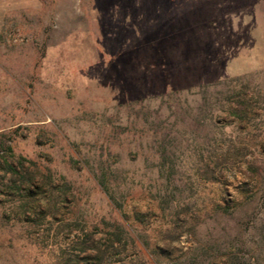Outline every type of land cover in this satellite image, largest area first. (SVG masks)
Here are the masks:
<instances>
[{
  "label": "rangeland",
  "instance_id": "obj_1",
  "mask_svg": "<svg viewBox=\"0 0 264 264\" xmlns=\"http://www.w3.org/2000/svg\"><path fill=\"white\" fill-rule=\"evenodd\" d=\"M243 85L240 123L227 97ZM0 142V264L78 254L70 223L106 237L99 179L132 258L264 264V0H0Z\"/></svg>",
  "mask_w": 264,
  "mask_h": 264
},
{
  "label": "trees",
  "instance_id": "obj_2",
  "mask_svg": "<svg viewBox=\"0 0 264 264\" xmlns=\"http://www.w3.org/2000/svg\"><path fill=\"white\" fill-rule=\"evenodd\" d=\"M249 93L250 91L248 85H243L239 90L233 92L227 97V112L240 123H243L248 120L251 115L255 114L253 95H250ZM204 100L206 101L205 98ZM2 144L3 143L0 142V146H2ZM9 150L12 151L11 148H9ZM222 156H225V154H222ZM9 170L12 172L13 176H19L17 170L12 165H9ZM223 174L224 170L219 168L218 164L216 168L208 170L207 179L212 183H220L224 178ZM26 182L27 181H22L20 185H15L17 181H12L15 189H18L19 191L24 190L27 192L28 197L32 199L34 198V195L30 190L31 187L28 188L25 186ZM98 182L111 201L115 204L118 212L117 213L116 210L114 211L115 220L113 228L106 233L107 235L103 239H96L93 238L92 233L89 232H85L83 236L76 234L71 223L67 224L66 226L68 230L67 235L65 234V238L68 241V246L78 249L79 253L67 254L66 251L61 250V253L57 257V264H147L146 261L139 258H132L129 255V251L134 249L138 240L136 239L134 232L131 231L130 227L127 226L126 221L124 220L126 212L123 204L115 197L114 193L111 191L112 189L109 183L105 179H99ZM35 202L36 201L34 200H32V202L28 201L23 205V207L34 209L33 204H35ZM218 209H221L225 213L228 212L227 207H218ZM39 210L41 213L40 222H43L44 219L55 217L54 215L57 209L54 206H49L46 209L41 204V206H39ZM134 218L139 222H143L142 220L146 221L144 219V214L141 213H135ZM177 224L178 221L176 222V226H178ZM136 235H138L140 239H143V244L146 248L149 247L147 241H145L140 234ZM179 236L180 233L172 234V238L174 239H178ZM151 255H154L158 261L152 263L151 260H148V263L159 264L160 260L158 258L160 255L157 254V251L152 250L150 256Z\"/></svg>",
  "mask_w": 264,
  "mask_h": 264
}]
</instances>
